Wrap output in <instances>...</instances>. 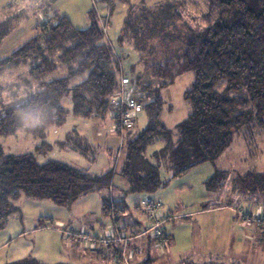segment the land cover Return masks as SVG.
Instances as JSON below:
<instances>
[{"label":"rangeland","instance_id":"1","mask_svg":"<svg viewBox=\"0 0 264 264\" xmlns=\"http://www.w3.org/2000/svg\"><path fill=\"white\" fill-rule=\"evenodd\" d=\"M166 5H174L182 17V20L177 21V17L172 20L177 27L172 30L176 32L184 31V24L199 30L216 19L214 10L206 0H0V29L9 26L0 43V60L11 56L34 39L43 24L55 15L67 17L78 29H86L90 24V15L94 12L102 20L106 30L105 40L122 60L124 69H133L136 75H142L145 83H148L151 80L147 67L171 59L182 48L181 39H176L172 34L157 33L156 40L141 51L136 48L132 33L129 30L125 32L126 23L131 17H149V12L158 11ZM207 16L211 22L206 20ZM33 65L35 62L29 59L6 68L0 74V85L4 88L0 92V111L22 105L41 89L40 83L29 74ZM130 75L134 80V74ZM65 76L66 68H62L45 77L44 81L50 82ZM79 81L81 79H76L73 83ZM193 82L194 73L187 72L162 89L164 105L161 121L173 132L192 112L186 93ZM225 88V82L217 86L220 92ZM61 103L66 109L63 125L49 127L42 138L24 128L14 135L0 137V147L4 153L14 156L33 154L39 164L58 161L94 176L112 171L115 181L112 187L89 192L68 205L22 196L15 202L18 208L16 213L20 217L13 220L14 213L11 214L2 229L4 237L12 240L10 245L0 248V264H8V255L16 257L15 261L35 259L38 264H71L74 259L67 256L69 251L66 246L52 243L53 237L44 235V232H58L59 238L66 243L70 240L80 241L65 237L64 230L87 229L92 235H97L103 227L104 230L110 229L112 221L103 215L102 210L105 199L124 201L128 207L125 219L130 220L135 215L134 205L140 195L130 191V185L121 177V171L128 156L127 142L146 128L148 117L140 112L136 127L120 134L114 130L111 113L97 123L73 114L70 95L65 96ZM87 133L94 135L89 137ZM98 134L103 138L100 142L96 138ZM123 144V154L119 155ZM166 147V140L155 139L131 161L134 172L143 175L157 169L163 182L167 183L166 187L149 194L156 199L158 192H162L165 198L162 199L164 203L161 202L175 215V220L168 223L169 228L173 227L174 241H170V245L168 241L165 250L158 248L160 254L168 252L173 260H192V264H215L221 259L226 262L233 258H239L242 264H264V212L250 210L261 193H251L239 180L246 170L264 173V129L256 121L250 122L236 131L232 144L215 165L205 163L179 177H173ZM217 171L232 174L227 175L217 188L209 190L206 183ZM261 205L264 207V202ZM204 210L211 212L200 216V211ZM249 216H258L259 220L246 222L244 218ZM247 226L251 232L245 235L251 238L253 230L259 232L260 227L263 242L257 240L258 236H253L254 242L251 239L247 242L238 241L236 230ZM35 228L39 233L32 231ZM19 232L23 234L17 236ZM142 240L137 243H142ZM116 250L119 252L120 248ZM142 255L143 251L131 264H142ZM106 262L117 264L111 260ZM78 263L90 264L88 261Z\"/></svg>","mask_w":264,"mask_h":264},{"label":"trees","instance_id":"2","mask_svg":"<svg viewBox=\"0 0 264 264\" xmlns=\"http://www.w3.org/2000/svg\"><path fill=\"white\" fill-rule=\"evenodd\" d=\"M206 2L214 10L216 19L199 30L184 24V31H173L177 27L172 20L176 17L177 21L182 20L174 5L149 12L150 16L144 19H128L125 32L132 33L138 50L154 42L157 33L181 39L182 48L171 59L147 67L151 80L148 83L133 69L131 73L124 69L122 60L105 40L106 30L94 12L86 29H78L67 17L55 15L43 24L34 39L0 60V74L8 67L33 60L35 65L29 74L41 88L22 105L0 111V137L14 135L23 128L44 137L49 127L65 123L66 109L61 102L67 95L71 96L74 115L104 117L111 113V101L120 91L122 78L126 77L143 107L141 112L148 117L146 128L127 142L128 156L121 177L128 181L132 193L150 196L167 185L157 169L140 175L131 168L132 159L155 139L166 140L173 177L205 163L215 165L240 128L256 121L264 129V0ZM209 16L206 20L211 22ZM6 26L0 29V43L9 30ZM62 68H66L67 76L44 81ZM187 72L194 73L193 85L186 93L192 112L173 132L161 121L164 105L161 92ZM130 74H134V80ZM76 79L82 80L75 84ZM221 82L226 83L222 92L217 89ZM3 90L0 85V92ZM31 113L39 114L38 123L28 120ZM122 147L119 155L123 154L124 144ZM229 174L232 173L217 171L207 181L208 189L217 188ZM113 175L109 171L94 176L58 161L39 164L33 154L6 155L0 147V230L7 217L17 212L15 202L22 196L68 205L89 192L112 187ZM241 175L239 180L245 189L264 194V173L250 171ZM102 210L117 232L136 236L147 227L136 219L133 225L126 223L128 207L124 201L105 199ZM147 239L155 244L149 237ZM137 241L131 246L139 247ZM114 248L108 253L102 249L96 253L114 263L118 247ZM10 264L38 262L26 259Z\"/></svg>","mask_w":264,"mask_h":264},{"label":"built area","instance_id":"3","mask_svg":"<svg viewBox=\"0 0 264 264\" xmlns=\"http://www.w3.org/2000/svg\"><path fill=\"white\" fill-rule=\"evenodd\" d=\"M142 109V105L134 96L130 80L126 77L122 78L120 91L111 101V116L115 118L114 130L120 134L132 130ZM134 213L147 224V227L136 236L125 231L117 232L114 228L102 232L99 236H94L83 229L80 231L64 230V236L69 239H78L84 247L94 253L104 248L108 253L112 251V247H118L120 251L114 256V262L131 264V261L142 253V248L131 246L132 242L149 237L158 248H164L168 242L167 224L174 219L172 215L165 212L164 205L160 200L148 195L138 198L134 205ZM244 219L246 222L259 220L258 216L257 218L249 216Z\"/></svg>","mask_w":264,"mask_h":264},{"label":"crops","instance_id":"4","mask_svg":"<svg viewBox=\"0 0 264 264\" xmlns=\"http://www.w3.org/2000/svg\"><path fill=\"white\" fill-rule=\"evenodd\" d=\"M99 19V18H98ZM99 21V24L102 26V27H104L103 26V24H102V20L101 19H99L98 20ZM90 25V24H89ZM128 71H130V70H128ZM127 71V72H128ZM131 72V71H130ZM134 72V71H133ZM80 80V79H79ZM82 80V79H81ZM80 82V81H79ZM78 82V83H79ZM76 84V83H75ZM141 113H143L144 114V116L146 117V114L144 113V112H141ZM140 113V114H141ZM139 116V115H138ZM83 118V117H82ZM102 117H91V118H85V119H87V120H92V121H94V122H97V123H99V119H101ZM138 120V119H137ZM147 120H148V118H147ZM98 126V125H97ZM87 135L90 137V136H93L94 135V133H87ZM83 138V137H82ZM96 138H98V142H100L101 141V139H103L102 138V136H100L99 134L98 135H96ZM100 144H103V143H100ZM123 157V156H122ZM122 159V158H121ZM121 159L119 160V164H120V162H121ZM119 168V167H118ZM118 168H117V170H118ZM198 168V167H197ZM196 169V168H195ZM194 170V169H193ZM250 171H252V170H246V171H243L242 172V174H244V173H246V172H250ZM109 172V171H108ZM115 181V180H114ZM156 200H160V201H162L163 202V200L162 199H164L165 198V196H164V194L162 193V192H158V194L156 195ZM158 198H160V199H158ZM254 202V201H253ZM261 202H264V194H259V198L257 197V201H255V204H253V205H251L252 206V208H250V210H251V212L253 211V212H257V213H259L261 210V212H264L263 210H264V207L261 205ZM164 203V202H163ZM164 205V209H165V212H167V213H169V214H172V216H173V220H175V215L173 214V212L172 211H168L167 209H166V205L165 204H163ZM253 206H254V209H253ZM260 206H262V207H260ZM258 209H260L259 211H258ZM202 212H204V213H202ZM205 212H211V211H200V213L199 214H201L200 216H203L204 214H205ZM17 215V216H16ZM13 218H11V219H16L17 217H20V216H18V214L17 213H14L13 214V216H12ZM135 219L136 220H138L140 223H145L144 221H142V218L139 216V215H134L132 218H130V220H128V219H126V223L127 224H130V225H133V221H135ZM38 221V220H37ZM172 221V220H171ZM170 221V222H171ZM169 222V223H170ZM37 223V222H36ZM168 225L169 224H167V234H168V241H169V244L168 245H170L171 243H170V241H174V236H173V227L171 226L170 228L168 227ZM258 227V226H257ZM252 228V227H251ZM258 229H259V232L257 231H255V230H253V228H252V230H253V233H252V235L253 236H258V241L259 242H263V233H260V227H258ZM82 230V229H81ZM83 230H87V229H83ZM140 230H141V228H140ZM3 230L1 229L0 230V248H2V246H5V245H10L11 243V240L12 239H7L6 237H4V232H2ZM32 231H34V232H36V233H39V231L37 230V228H35V229H33ZM104 231H107L106 229L104 230V227L103 228H101V230H100V232L99 233H97V235H94V236H99V235H101L102 234V232H104ZM263 231V230H262ZM236 232H237V235L239 236L238 237V241H245V242H247L249 239H251L252 240V242H254V237L252 236V238L251 237H248L247 235H245V233L246 232H251L250 231V227H241L240 229H237L236 230ZM23 233H24V231H23ZM22 232H19L18 234H17V236H19V235H22L23 234ZM45 234L44 235H46V236H50V237H53V242L52 243H55V242H57V245L58 246H60V245H65L66 246V248L68 249V254H67V256H69V257H73V259H74V261L73 262H71V264H79L78 262L80 261V262H83V263H85L86 261H88V263H90V264H107V262L106 261H108V259L107 260H105L102 256H100V255H98L97 253H94V252H91L90 250H88L86 247H84L80 242H78L77 240H70V242H66V243H64V242H62L63 240L61 239V238H59V234H58V232H49V234L48 233H46V232H44ZM255 234V235H254ZM261 234V235H260ZM6 235V234H5ZM144 239V238H143ZM147 240V241H146ZM146 240H144L145 241V243H144V245H143V240H142V243H137V245H139L140 244V247L142 246V251H143V257H142V261H141V263L142 264H192L191 262H193L192 260H185V261H176V260H173L172 258H171V255L168 253V252H166L165 254H160V248L158 249V247L155 245V244H153V243H151L147 238H146ZM166 248H164V250H165ZM70 259V258H69ZM16 260V257H14L13 255H8V257H7V262H8V264H10V263H12V262H16L15 261ZM23 260H26V259H22V260H19V261H23ZM219 260V259H218ZM104 261V262H103ZM138 261H140V260H138ZM137 261V262H138ZM136 262V263H137ZM139 263V262H138ZM215 264H242L241 263V261L239 260V258H233V259H228L226 262H225V260H222L221 259V262H217V263H215Z\"/></svg>","mask_w":264,"mask_h":264},{"label":"clouds","instance_id":"5","mask_svg":"<svg viewBox=\"0 0 264 264\" xmlns=\"http://www.w3.org/2000/svg\"><path fill=\"white\" fill-rule=\"evenodd\" d=\"M28 120L35 124V123H38L39 120H40V116L38 113H31L29 116H28Z\"/></svg>","mask_w":264,"mask_h":264}]
</instances>
